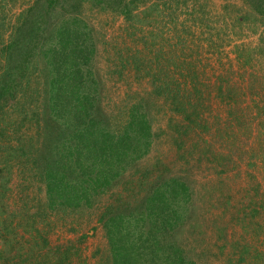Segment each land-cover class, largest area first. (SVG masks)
Here are the masks:
<instances>
[{"label": "rangeland", "instance_id": "374dc122", "mask_svg": "<svg viewBox=\"0 0 264 264\" xmlns=\"http://www.w3.org/2000/svg\"><path fill=\"white\" fill-rule=\"evenodd\" d=\"M61 1L55 27L79 23L77 33L89 35L82 74L92 80L94 105L101 104L117 133L138 107L151 124L152 143L138 168L134 164L92 205L48 209L46 185L35 168L44 109L37 100L43 93L36 90L43 92L40 70L48 59L37 56L22 99L18 95L0 114L1 128L7 123L2 120L11 123L9 136L12 128L19 130L10 141L1 139L6 146L0 150V264H112L104 210L137 206L139 177L157 173L160 162L192 188L178 241L188 258L198 264H264V16L248 0H123L122 6L119 0ZM38 2L44 10L46 0H0L5 28L12 30L18 16ZM4 65L0 61V77ZM230 88L239 97L231 112H241L242 122L230 117ZM181 108L186 112L175 111ZM10 222L16 234L9 232ZM147 262L137 264H152Z\"/></svg>", "mask_w": 264, "mask_h": 264}, {"label": "trees", "instance_id": "16d2710c", "mask_svg": "<svg viewBox=\"0 0 264 264\" xmlns=\"http://www.w3.org/2000/svg\"><path fill=\"white\" fill-rule=\"evenodd\" d=\"M119 1L118 5L122 6L124 1ZM248 1L264 16V0ZM61 2L46 0L44 10L40 2L36 3L18 16L12 30L5 28V16L0 13V61L8 65L2 66L0 77V114L4 112L3 107L13 103L18 95L22 99L23 83L28 82V78L31 82L34 74L31 65L36 57L43 54L42 58L48 59L45 69L40 70L44 78L43 92L36 90L39 94L43 93L42 99L40 95L37 100H41L44 109L43 117L38 119L43 146L35 168L46 185V206L52 211L75 210L82 202L92 205L95 199L113 191L125 173L134 168V164L138 168L152 143L151 124L145 114L139 113L138 107L131 110L132 120L117 133L108 123L110 119L103 112L101 104L97 107L94 105L95 98L90 93L92 90H89L92 80L82 74V66L87 60L84 53L89 35L77 33L81 29L76 26L79 23H72L74 28L69 27L72 24L55 27L52 21L56 17L55 9ZM123 6L122 12L129 16V6ZM76 12L80 13L75 10L74 14ZM70 17L68 14L67 18ZM55 33L57 39H54ZM74 45L79 47L73 48ZM11 61L15 62V66H10ZM134 65L136 72L141 73V62L135 61ZM151 70L156 71L154 68ZM151 77L158 79L155 74H151ZM235 93L236 90L230 88L226 94L228 102L235 104L229 105L230 112L232 107H238L239 97ZM218 94L224 97L221 87ZM70 105H75L74 109ZM175 111L186 112L183 108ZM32 114L36 116L38 112L33 111ZM229 114L234 121L239 119L242 122L241 112ZM60 119L65 124L63 130ZM2 122L7 123L0 127L1 151L4 150L2 146H6L1 139L10 141L9 137L19 135V130L12 128L13 135L9 136L11 123ZM191 123L198 122L195 120ZM201 128L204 129L203 126ZM56 148L66 153H56ZM158 166L157 173L153 170L139 177L141 192L138 196L141 198L137 206L130 209L125 204L118 207L113 204L104 210L101 221L110 244L112 264H137L145 260L152 264H198L188 258L178 242L182 244L180 234L182 228L186 227L191 210L192 188L183 176L172 174L163 162ZM70 178L79 182V188L72 185ZM145 182H149L146 187ZM8 230L17 233L14 222H10ZM45 239L43 247H48L49 240Z\"/></svg>", "mask_w": 264, "mask_h": 264}]
</instances>
